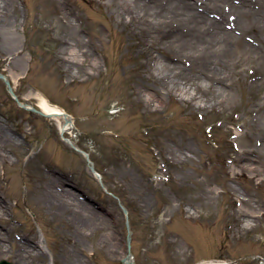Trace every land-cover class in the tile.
Returning a JSON list of instances; mask_svg holds the SVG:
<instances>
[{
  "label": "rangeland",
  "instance_id": "obj_1",
  "mask_svg": "<svg viewBox=\"0 0 264 264\" xmlns=\"http://www.w3.org/2000/svg\"><path fill=\"white\" fill-rule=\"evenodd\" d=\"M119 3L0 7V74L26 108L40 112V93L73 120L61 134L0 79V260L20 264L16 253L29 244L30 264H264V171L253 162L242 174L234 161L264 145V32L259 42L244 36L262 50L227 55L229 86L194 89L199 73L190 70L179 82L189 91L167 96L153 68L165 56L174 63L176 45L146 37L141 22L123 26ZM73 39L79 56L68 50ZM243 205L252 227L240 225Z\"/></svg>",
  "mask_w": 264,
  "mask_h": 264
},
{
  "label": "bare ground",
  "instance_id": "obj_2",
  "mask_svg": "<svg viewBox=\"0 0 264 264\" xmlns=\"http://www.w3.org/2000/svg\"><path fill=\"white\" fill-rule=\"evenodd\" d=\"M117 1L120 2L119 17L123 26L131 28L134 23L141 22L144 24V29L147 30L146 37L152 38L153 35L159 36L162 34L167 36L169 43L176 45L173 46L174 58H176L174 63H170V57L165 56L163 62L156 60L154 64L153 73L157 76L156 80L160 82L157 94L162 93L170 96L173 93V87L179 89L180 93H187L190 87L186 84L181 85L179 82L185 72L190 70H197L199 73L197 74L199 80L193 82L194 89L205 88L207 83L212 81L223 82L224 77L227 76V73H223V71L226 67L225 64L228 62L227 55L230 51L243 48L251 53L263 48L262 43L255 46L247 42L244 36L251 34L259 42L261 34L264 32V0ZM4 2L5 0H0L2 10ZM11 22L5 13L2 24L8 26ZM158 23H164L167 26L165 33L156 26ZM136 46L141 49V54L151 56L149 54L150 44L148 49L142 41L137 42ZM77 47V41L73 39L68 50L75 56H79L80 50ZM256 47H261V49ZM187 60L192 62L191 68L185 67ZM93 62L95 67V59ZM224 85L229 86V83L226 81ZM37 97L40 100L38 105L40 112L48 121L56 123L61 134L73 128V120L69 114L67 115L59 106L51 104L44 95L38 93ZM252 153H255V158L251 157ZM234 161L240 165L239 168L242 174L243 169L253 162L260 164L262 171H264V145L261 148L252 147L247 151L244 149V151L235 155ZM239 161H243V164H240ZM244 207L243 205L242 208L237 210V216L245 218V220L241 224L239 222L240 218L236 221L242 225V228L252 227L251 223L254 221V216L252 211L247 212ZM90 223L92 224V220L89 221ZM83 226H88V223L83 222ZM21 248L23 250L16 253L20 264H30L28 259L31 258V246L23 244ZM3 250H5V246L1 245L0 251ZM124 264L134 263L131 257H127ZM200 264L234 263L202 262Z\"/></svg>",
  "mask_w": 264,
  "mask_h": 264
},
{
  "label": "water",
  "instance_id": "obj_3",
  "mask_svg": "<svg viewBox=\"0 0 264 264\" xmlns=\"http://www.w3.org/2000/svg\"><path fill=\"white\" fill-rule=\"evenodd\" d=\"M0 79L3 80V81L5 82V85H6V87H7V91H8V93H9L10 96L16 101V103H17L20 107L25 108V106L19 102L18 98L16 97V95H15V93H14V91H13V88L11 87L9 81L5 78V76H3L2 74H0ZM29 110H32L33 112L38 113V114H40V115H43L42 113L38 112L37 110H35V109H33V108H30ZM43 116H44V115H43ZM91 172L94 173L92 167H91ZM123 211H124V213H126V211H125L124 209H123ZM127 241H128V243H129V241H130V238H129V237H128ZM0 264H12V263H10V262H8V261H6V260H1V261H0Z\"/></svg>",
  "mask_w": 264,
  "mask_h": 264
}]
</instances>
